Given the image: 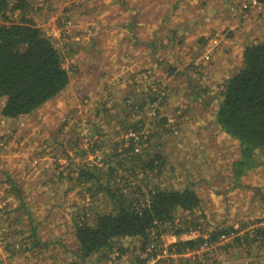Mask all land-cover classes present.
<instances>
[{
  "label": "rangeland",
  "instance_id": "rangeland-1",
  "mask_svg": "<svg viewBox=\"0 0 264 264\" xmlns=\"http://www.w3.org/2000/svg\"><path fill=\"white\" fill-rule=\"evenodd\" d=\"M29 2L25 18L52 38L70 80L30 115L0 114V264H139L147 248L135 238L85 261L77 252L75 226L93 225L112 209L104 186L126 193L128 184L189 186L200 198L192 214L179 211L175 219L198 232L191 239L162 235L152 242L159 251L232 229L212 247L202 243L181 260L168 252L153 263L264 264L261 237L237 240L264 224V149L255 153L257 167L235 177L239 143L215 121L245 47L264 43V0ZM144 93L159 95L155 116L147 105L140 112L127 107L146 100ZM147 133L148 143L134 144ZM131 146L140 160L154 157L157 168L129 157ZM73 165L98 172L81 184Z\"/></svg>",
  "mask_w": 264,
  "mask_h": 264
},
{
  "label": "trees",
  "instance_id": "trees-1",
  "mask_svg": "<svg viewBox=\"0 0 264 264\" xmlns=\"http://www.w3.org/2000/svg\"><path fill=\"white\" fill-rule=\"evenodd\" d=\"M29 9V0H0V99H5L0 114L6 119L32 114L61 94L70 80L63 66L62 55L52 38L33 21L25 18ZM16 12L17 17L13 19L11 15ZM158 96L156 93H144L142 97L146 100L140 101L135 107L131 104L127 107L140 112L147 105L152 110L151 115L155 116L159 111L155 105L161 103ZM221 96L215 121L221 131L239 143L240 160L233 164V174L239 178L245 171L258 166L255 153L264 149V43L245 47L243 65L225 82ZM166 120L165 117L161 118L163 123ZM140 128L134 124L131 131L139 133ZM150 137L148 133L140 134V141L134 144L148 143ZM131 149L134 152L128 156L134 161L146 164L151 171L157 168L154 157L152 160L141 159L140 162L141 154L135 155V148H128ZM89 167L73 165L78 172L79 183H90L98 172L97 168ZM162 170L163 166H159L157 172L161 173ZM128 186L126 193L120 190L110 193L108 185L104 186L103 192L108 193L111 200V211L98 215L93 225L82 223L75 226L77 252L81 261L105 250L114 252L113 243L122 238L141 240V249L144 250L150 243L154 244L152 242L161 243L162 235L181 237L182 234L198 232L196 228L192 229V222L175 223L177 212L192 214L199 207L200 198L191 187L168 190ZM144 190H148L147 193ZM230 231L218 230L210 232L206 239L174 242L169 245L168 252L181 260L184 254L197 251L202 243L208 245ZM260 237L264 241V224L255 226L250 232L237 237V240L255 242ZM138 261L139 264L144 263V260ZM183 261L185 264L189 262L186 259Z\"/></svg>",
  "mask_w": 264,
  "mask_h": 264
},
{
  "label": "built area",
  "instance_id": "built-area-1",
  "mask_svg": "<svg viewBox=\"0 0 264 264\" xmlns=\"http://www.w3.org/2000/svg\"><path fill=\"white\" fill-rule=\"evenodd\" d=\"M244 7L246 8V5H244ZM194 233L191 232L187 235H184L183 237L187 236L188 239H191V235H193ZM224 238V236H223ZM204 246H208V245H204ZM212 247V246H210ZM167 248L166 246H164V248L160 249L159 251V247H157L155 244H150L147 249H146V252L145 254L142 256V260H144V263L143 264H155V262L153 263V261L155 259H159V258H165V257H170V256H173V255H168V252H167ZM189 255V253L187 254Z\"/></svg>",
  "mask_w": 264,
  "mask_h": 264
}]
</instances>
